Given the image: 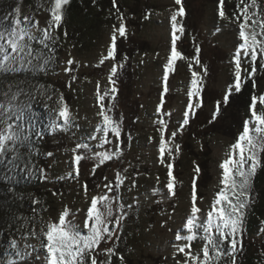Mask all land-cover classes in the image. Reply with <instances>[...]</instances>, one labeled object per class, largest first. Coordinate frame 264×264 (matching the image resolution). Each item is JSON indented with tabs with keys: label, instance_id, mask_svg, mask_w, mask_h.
<instances>
[{
	"label": "rangeland",
	"instance_id": "obj_1",
	"mask_svg": "<svg viewBox=\"0 0 264 264\" xmlns=\"http://www.w3.org/2000/svg\"><path fill=\"white\" fill-rule=\"evenodd\" d=\"M246 2L250 3V0ZM238 3V0H224V12L228 18L222 19L218 14L219 0H182L185 14L177 17V23L183 27V32H177L176 47L184 58L175 61L174 70L169 72L167 92H164L163 76L164 65L171 53L170 17L180 7L175 0H116L115 7L112 0H107L103 8L106 13L93 40L85 39V43H79L71 36L64 40L55 61H50L48 79L36 84L30 95L24 88L18 99L22 104L31 103L30 97L36 93L35 98L42 106L40 118L52 119V123L58 125H63L62 118H58L61 96L71 113L66 127L53 131L49 125L45 135L46 158L40 163L39 170L45 176L40 189L45 188L48 195L43 206L46 214L34 221L35 241L43 239L41 229L46 230L48 222H58L65 208L69 210L66 219L82 228L92 197L107 194L113 198V216L109 218L112 222L107 224L111 231L103 242H109L108 236L113 233L121 234L120 257L127 263L177 264L185 259L173 245L185 243L176 241L175 235L177 230L186 234L183 225L190 215L194 182L196 206L201 209L199 216L203 218L221 187L219 164L226 158L229 146L236 141L241 122L246 120L240 108L235 112L219 110L213 119L217 98L223 100L229 86L234 85L233 56L242 42L238 36L239 22L235 18L240 16ZM257 3L260 16L264 18V0H257ZM3 4L0 0V28L6 25ZM51 5L52 0H34L30 6L19 4L22 18L28 16L33 23L38 22V29L32 30L37 37L35 41L40 42L39 29L48 28L52 37L58 31V28H49ZM120 14H123L126 27L125 36L116 31ZM242 20L241 16L240 22ZM114 32V58L101 63V59L107 56ZM193 57H197L200 63L197 64ZM189 64H192L191 69ZM113 66L117 68L113 76L117 89L114 94L110 91L113 85L108 80ZM255 66L254 76L244 78L247 74L243 69L250 72L251 61L242 56V86L249 78H255L264 92V57L258 56ZM192 71L200 73V96L193 98V104L201 102V106L193 109L195 114H190L189 123L181 129ZM98 83L101 95L109 92L103 103L106 108L111 107L109 114L120 127V137L116 138L110 132L108 143L102 142L103 133L96 130L101 121L97 115L100 110ZM162 94L163 104L161 111L157 112ZM262 107L258 106V112ZM159 120L167 125L166 140L172 132L177 133L169 143L172 155L165 153V164L159 162L162 127ZM213 123L220 124L219 132L217 127L213 128ZM93 136L96 138L92 139ZM77 144H88L89 148L77 149L73 153ZM49 152L51 156L47 155ZM96 152L116 154L96 167L98 160L93 158ZM77 153L89 157L78 165V176L74 170L77 165L73 163ZM168 163L173 165L174 195L165 187ZM117 175L123 183H119ZM85 184L87 191L83 187ZM106 184H110L113 190L108 191L104 187ZM154 189L158 191L154 192ZM116 217H122L119 225L115 223ZM33 243L31 239L28 244ZM202 246L203 241L197 238L192 242L191 250L196 253Z\"/></svg>",
	"mask_w": 264,
	"mask_h": 264
},
{
	"label": "snow or ice",
	"instance_id": "obj_2",
	"mask_svg": "<svg viewBox=\"0 0 264 264\" xmlns=\"http://www.w3.org/2000/svg\"><path fill=\"white\" fill-rule=\"evenodd\" d=\"M69 3V0H52V5L49 9L51 13V20L49 21V28H58L63 19V7ZM113 6H116V0H112ZM180 7L174 11L170 17L172 28L171 39V53L168 57L167 63L164 65L165 81L164 92H167L166 82L169 72L173 71V65L178 59H183L182 53L177 50L176 42L179 39L177 32H183V27L178 25L177 17L185 14L182 6V0H175ZM243 7H240V5ZM237 7L240 11V16H236V20L239 22L238 36L241 43L238 44L233 60L234 65V85H230L227 93L224 95L223 103H228L229 96L234 90L239 93L242 88V56L248 58L251 61V71L246 68L243 71L247 74L246 77H253L256 72L255 62L258 56L264 57V18H261L259 14V5L257 0H250V3L246 0H239ZM250 8L256 9V11H250ZM117 12L119 9L117 8ZM218 14L222 19H227L224 12V0H219ZM241 16L243 17L242 22ZM120 20L119 28L116 29L120 36L126 35V27L123 22V14L117 17ZM251 21V23H249ZM33 29H38V22L33 23L28 16L20 18V7L14 10L11 26L9 28H0V71L9 72L16 71L14 66L20 64L23 66L27 57L32 55L30 41L37 39L33 34ZM41 32L40 42L51 39V33L48 28L39 29ZM116 46V34L113 33L112 44L107 52V56L101 59V63L109 58H114ZM199 53V48L196 49ZM197 64L200 63L197 57H193ZM29 63L31 61H28ZM72 63V61H68ZM189 68H192V64H189ZM70 71V69H65ZM117 71L116 66L111 69V75L108 80L112 84L111 93H115V81L113 76ZM206 73V68L204 69ZM200 73L192 71L190 88L187 92L188 104L186 110L183 112L182 123L180 128L182 129L189 123L190 114L194 115V108L200 107L201 102L193 104V98L200 96L201 85L199 82ZM253 87L255 82L253 80ZM109 92L100 94L99 83L97 84V101L99 103V112L97 115L101 118L100 123L96 126L98 132L103 133L100 137L103 143H108V134L111 132L116 138L120 137V127L117 121L109 114L111 107L106 108L103 103L105 96H108ZM16 99V95L13 94L11 101ZM9 101L8 105L0 104V156L11 151L16 153L18 146H24L28 144L31 139V134L26 132L25 128V108L27 105L20 107L13 105ZM61 106L58 111V118H62L63 125H58L55 122L52 123V130L57 128L66 127L70 123L71 113L65 103H63V97H60ZM261 106H264V94L257 97L253 95L251 97L250 104V118L246 119L243 123V130L239 133L236 141L229 146V151L226 153V158L219 164V168L222 170L221 179L219 181L221 187L216 192L215 197L210 205L206 216L201 218L199 213L201 209L196 206V191L195 182L191 195V209L190 215L187 217L186 222L183 225V229L186 230V234L182 235L181 230H177L175 239L176 241H185L183 244H174L173 247L176 251L183 253L185 259L177 261V264H219L220 260L225 256L230 258V264H237L236 253L242 248L239 237L242 235L243 224L246 216V210L250 205L252 181L257 173V169L262 166L261 154L264 153V107L257 111V102ZM220 101L216 104V112L213 114L215 119L216 114L220 109ZM163 104V94L161 98V105L157 106L156 111H161ZM158 123L162 125L160 128L159 139V162L165 164V153L172 155V149L169 147L171 138H174L177 133L174 131L171 133V137L165 139V129L167 125L163 120H159ZM39 135V133H37ZM95 139L96 137H91ZM11 145V147H9ZM178 151L179 146L176 145ZM88 144H77L73 149V153H76L77 149H88ZM117 151L119 148L117 146ZM116 153L108 152H96L93 154V158L98 160L96 167L103 164L105 161L112 159V156ZM51 156L52 153H47ZM16 157L14 156V159ZM83 154H75L73 157V163L77 165L74 169L76 175H79L78 165L84 159H88ZM168 169V181L165 187L168 193L174 195V176L172 173L173 165L168 163L166 165ZM199 172V168L196 169ZM119 183H123V180L117 175ZM118 186V185H117ZM84 190L87 191V185L85 184ZM108 191H112V186L106 184L104 186ZM158 191L157 189L153 190ZM112 199L107 194L101 196H94L91 199L90 206L87 208V216L81 228L79 225L73 223L71 220L66 219L69 216V210H65L59 215L58 222H48L46 230L41 229V248L44 250L43 261L44 264H98L96 255L94 254L106 238L105 234L110 233V229L107 227L108 223H111L113 216ZM122 217H116L115 223L119 225ZM264 225V221L261 222ZM86 230V232L84 231ZM264 232V227L261 228ZM202 233V235H201ZM35 235V233H32ZM108 238H111L109 235ZM199 238L203 241L202 248L193 253L192 242ZM11 246L16 248V242L12 241ZM32 247L33 252L36 251L35 247ZM185 249H189L185 251ZM108 253H112V248H107ZM16 255L23 260L24 255H21L17 251ZM25 255H31V253H25ZM37 255V259H39ZM123 260V257H121ZM15 264V262H10ZM105 264V262H100Z\"/></svg>",
	"mask_w": 264,
	"mask_h": 264
},
{
	"label": "trees",
	"instance_id": "obj_3",
	"mask_svg": "<svg viewBox=\"0 0 264 264\" xmlns=\"http://www.w3.org/2000/svg\"><path fill=\"white\" fill-rule=\"evenodd\" d=\"M2 1L4 3L5 28H9L15 5L25 3L30 6L34 0ZM106 1L69 0V3L63 7V19L58 27V34L56 32L55 36L43 43L35 40L34 43L30 41L32 55L27 57L23 66L16 64L14 65L17 68L16 71H0V104L7 106L15 94L16 99L11 101L13 105L29 106L25 108V128L26 132L31 134L30 142L24 146H18L16 153L9 151L0 156V264H10V262L44 264L41 240L35 241L36 237L32 233L35 230L34 221L43 218L46 214V208L43 206L47 202L48 194L45 193V188L44 190L40 189L45 182V176L39 170V166L46 158L45 135L48 133L49 125H52V119L49 121L40 118L42 106L36 100L38 98H35L36 93L32 95V98L30 97L29 101L32 102H27V104H22L18 100L20 99L19 95H22L24 88L30 95L34 92L36 84L44 83V80L48 79L50 61H55V56L66 38L74 37L79 43L80 41L85 43V39L90 41L95 38V32L106 13L103 11ZM20 18L23 19L21 16ZM253 80L255 87H253ZM262 91L260 83L255 78H249L239 93L234 92L229 96L228 103L225 104L222 99L217 98V101L221 102L219 110L233 112L240 108L245 113L243 117L249 119L251 97L253 95L259 97L264 93ZM259 105L258 101L257 109ZM243 123L244 121L241 122L240 132L243 130ZM213 125V128L217 127L216 131L219 132L220 124L213 123ZM261 163L262 166L257 169L252 181V199L246 210L242 235L239 237L242 248L236 253L237 264H264V232L261 231V228L264 227L261 223L264 221V153L261 154ZM120 237L121 234L113 233L109 242H101L94 253L98 264L100 262L129 264L124 259L121 260L118 246ZM31 239L34 243L28 244ZM12 241L16 242V248L11 246ZM28 245L35 247L36 251L33 252V248L27 247ZM107 248H112L113 252L108 253ZM17 251L24 255L23 260L16 255ZM25 253H31V255H25ZM37 255H39V259H37ZM219 264H230V258L225 256Z\"/></svg>",
	"mask_w": 264,
	"mask_h": 264
}]
</instances>
